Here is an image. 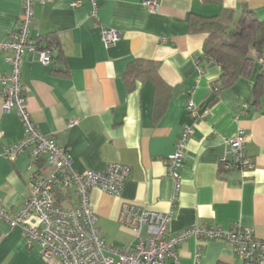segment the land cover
<instances>
[{
	"label": "crops",
	"instance_id": "obj_1",
	"mask_svg": "<svg viewBox=\"0 0 264 264\" xmlns=\"http://www.w3.org/2000/svg\"><path fill=\"white\" fill-rule=\"evenodd\" d=\"M145 1L99 0L97 19L91 17L89 0L35 5L31 36L42 45L55 39L62 57L47 67L32 56L25 58L22 80L33 119L45 136L70 150L78 173L103 172L111 164L132 168L122 197L100 189L90 193L108 246L137 241L120 222L125 202L162 213L173 210L170 234L195 226L242 227L263 239L264 94L256 95L255 87L264 75V58L256 62L251 77L223 88L220 66L204 51L211 35L192 31L189 18L232 15L234 25L243 11L251 10L264 19V0H156L157 13H150ZM21 12L22 0H0V73L11 70L1 45L16 29ZM102 26L120 32L115 46L104 45ZM138 62L159 65L155 80L128 82L127 72ZM190 97L198 107L196 120L187 110ZM3 104L0 98V200L15 211L31 193L30 157L22 154L10 161L2 155L24 136L18 115L4 113ZM74 120L77 124L71 126ZM189 124L194 130L182 169L183 187L172 207L174 184L167 159ZM239 135L248 139L245 151L254 167L227 170L223 159L233 160L228 141ZM37 169L51 172L45 160ZM59 201L65 207L78 205L74 193ZM198 246L199 264H245L219 239L199 244L188 240L178 249L181 264H195ZM0 264L47 263L38 247H27L19 228L0 220Z\"/></svg>",
	"mask_w": 264,
	"mask_h": 264
},
{
	"label": "built area",
	"instance_id": "obj_2",
	"mask_svg": "<svg viewBox=\"0 0 264 264\" xmlns=\"http://www.w3.org/2000/svg\"><path fill=\"white\" fill-rule=\"evenodd\" d=\"M51 0H22V12L16 29L1 45L10 72L0 73V98L4 113L16 112L24 136L16 144L4 149L3 156L15 161L20 155L30 157L29 172L32 182L31 193L22 207L15 211L6 209L0 200V220L11 228H19L28 248L38 247L47 264H181L178 249L190 239L201 241L224 240L235 255L245 264H264V238H258L252 228L224 229L220 226H195L177 234L169 233L173 210L157 212L142 205L125 202L122 205L120 222L136 235L135 244L120 248L107 245L98 227V217L90 203V193L100 189L116 197H122L132 168L123 164H111L103 172L85 171L78 173L73 168V156L68 148L58 145L38 128L28 107L27 91L22 80L25 58L34 57L47 67L52 63L56 48L43 49L38 39L31 36L35 5ZM91 17L98 18L99 0H89ZM75 6H80L76 2ZM144 5L150 13H157L160 5L156 0H147ZM101 36L107 48L120 40V32L111 27H101ZM203 74V69H199ZM246 107V106H245ZM187 110L193 119L200 118L198 107L192 97ZM77 121H71L74 126ZM194 125L184 126L176 142V150L167 159V174L174 184L172 207L182 191V169L188 142ZM2 135V133H0ZM247 137L239 135L228 141L232 161L223 159V167L252 169L253 161L245 148ZM45 160L51 172L37 169V163ZM74 193L76 207H65L57 200V192ZM146 230L147 235L142 233ZM201 253L195 254V264L200 263Z\"/></svg>",
	"mask_w": 264,
	"mask_h": 264
},
{
	"label": "trees",
	"instance_id": "obj_3",
	"mask_svg": "<svg viewBox=\"0 0 264 264\" xmlns=\"http://www.w3.org/2000/svg\"><path fill=\"white\" fill-rule=\"evenodd\" d=\"M189 25L194 32L210 33L211 37L204 51L207 57L220 66V83L223 88L232 87L241 78L251 77L255 71L256 62L264 58V19L258 18L251 10L242 12L237 27L232 23V15L227 19L191 15ZM39 44L43 49L53 47L57 49V52L53 54L52 63L62 57L61 48L55 39H48L43 45L41 42ZM253 52L257 53L258 58L253 57ZM158 68L159 65L154 62L133 64L127 72L128 82L155 80ZM257 79L256 95L264 94V75H259ZM70 196L63 191L57 192L58 201Z\"/></svg>",
	"mask_w": 264,
	"mask_h": 264
},
{
	"label": "rangeland",
	"instance_id": "obj_4",
	"mask_svg": "<svg viewBox=\"0 0 264 264\" xmlns=\"http://www.w3.org/2000/svg\"><path fill=\"white\" fill-rule=\"evenodd\" d=\"M234 26H235V27H237V23H236V24H234ZM38 249H39V248H38ZM41 257H42V256H41ZM43 261H44V260H43ZM45 263H46V262H45Z\"/></svg>",
	"mask_w": 264,
	"mask_h": 264
}]
</instances>
